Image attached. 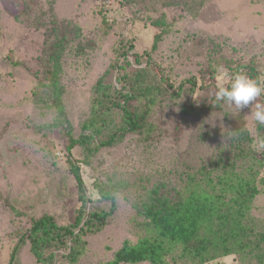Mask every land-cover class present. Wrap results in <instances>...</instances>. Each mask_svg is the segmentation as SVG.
<instances>
[{
  "label": "rangeland",
  "instance_id": "1",
  "mask_svg": "<svg viewBox=\"0 0 264 264\" xmlns=\"http://www.w3.org/2000/svg\"><path fill=\"white\" fill-rule=\"evenodd\" d=\"M183 1L0 0V264L8 263L33 219L59 213L62 203L65 212L71 210L69 203L76 199L77 189L68 160L77 161L94 199L97 194L92 183L99 174L159 176L162 167L173 168L162 161L175 162L183 156L188 165L217 152L224 141L222 118L218 121V115L210 114L190 119L191 127L186 128L181 102L155 113L153 122L163 133L159 143L141 147L135 137H128L123 144L102 150L88 167L80 162V148L67 152L64 130L50 128L54 112L32 100L45 45L54 43V30L62 34L70 26H78L82 35L75 44L80 49L68 50L63 60L64 103L75 136L89 117L91 88L110 70L121 41H131L133 52L141 53L151 49L156 35H162L152 59L176 85L193 76L206 78L208 65L216 68L214 63L219 60L252 65L264 78V0H205L197 11L196 4L176 6ZM216 69L220 73L226 67ZM114 73L116 70H110L107 81L116 85ZM198 96L205 99L211 93ZM251 108L250 104L239 113L243 128L253 133L255 124L248 115ZM230 110L236 111L224 107V111ZM134 198L133 191L117 197V210L107 227L83 238L85 253L78 264L109 262L124 240H136L131 228ZM261 198L256 200L255 214L264 218ZM17 258L19 264H38L27 243ZM209 264L238 262L228 256Z\"/></svg>",
  "mask_w": 264,
  "mask_h": 264
},
{
  "label": "trees",
  "instance_id": "2",
  "mask_svg": "<svg viewBox=\"0 0 264 264\" xmlns=\"http://www.w3.org/2000/svg\"><path fill=\"white\" fill-rule=\"evenodd\" d=\"M204 1L184 0L176 6L196 4L197 11ZM53 33L55 41L50 47L45 45L32 100L54 112L50 128L64 130L69 154L81 149L83 165L91 166L102 150L113 149L128 137H135L141 147L156 145L163 133L153 122L155 113L181 102L186 128L191 127L190 119L218 115L224 141L215 154L196 158L193 164L187 165L183 156L175 162L162 161L173 166V176L164 167L159 176L99 174L92 183L97 194L94 199L77 161L68 160L77 189L76 199L69 203L71 210L65 212L62 203L59 213L33 219L7 264H19L17 254L26 243L38 264H78L85 253L83 238L103 231L117 210V197L130 191L135 196L131 228L136 240H124L113 259L104 264H209L228 256L238 264H264V218L255 214L256 200L262 197L264 203V151L251 148L255 135L264 134V126L254 125V132H248L240 123L239 112L224 111L225 106L214 99L217 87L227 85L217 72L220 65L229 74L239 72L253 79L261 77L260 73L240 61L219 60L214 63L216 68L208 65L206 78L193 76L176 85L152 59L162 35H156L151 49L141 53L133 52L131 41H121L110 65V70L117 72L113 74L116 85L107 81L110 70L97 79L91 88L89 117L75 136L64 103L63 60L68 50L80 49L81 45L75 44L82 35L78 26ZM204 92L211 96L201 99L198 95ZM258 99L264 103V96Z\"/></svg>",
  "mask_w": 264,
  "mask_h": 264
},
{
  "label": "clouds",
  "instance_id": "3",
  "mask_svg": "<svg viewBox=\"0 0 264 264\" xmlns=\"http://www.w3.org/2000/svg\"><path fill=\"white\" fill-rule=\"evenodd\" d=\"M220 79H226L227 85L221 83L217 87L214 95L216 104L235 109L237 112L251 104L248 115L255 125L264 126V103L258 101V98L264 96V78L253 79L239 72L229 74L222 70ZM231 135L238 136V133L231 132ZM251 148L256 152L264 151V134L255 135Z\"/></svg>",
  "mask_w": 264,
  "mask_h": 264
}]
</instances>
